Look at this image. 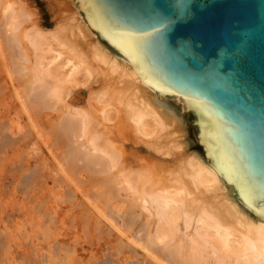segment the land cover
<instances>
[{
    "label": "bare ground",
    "instance_id": "6f19581e",
    "mask_svg": "<svg viewBox=\"0 0 264 264\" xmlns=\"http://www.w3.org/2000/svg\"><path fill=\"white\" fill-rule=\"evenodd\" d=\"M72 2L73 4H75L74 1ZM15 4H17V2H15ZM13 5L14 2L12 0H0V28L3 27L5 33H9L8 36L7 34L4 35L6 37H4V39H6L4 41H7L8 45H10L13 49H16L13 50V54L11 55V58H13L12 66L14 68L13 71L19 74L18 81H21L23 83L21 85V92L23 90L25 91V99H22L21 95H19L20 92L18 93V91H16L15 95L17 96L18 100L21 99V107L23 109L22 112H24V110L26 111L25 113L30 120L29 124L32 129L37 130V124L39 123L38 121L42 116H51L60 120L52 123L51 130L56 131L58 136L54 138L52 142L55 145H59L61 149H63V162L60 166L62 169V173L64 171L65 175L70 174L71 172L69 171V167L70 169H76L78 162H82V167H79L82 172H89L90 170L95 168L96 170H93V172L97 175L101 173L105 174V176L101 177L100 179H96L95 182L90 186L91 190L95 188L97 189V191L100 190V192L97 194V197L95 196V198L93 199L94 201H92V203L90 201L92 199L91 197H93L94 195L87 197L83 195V197H86L85 199L88 201V203H90V206L95 210L99 218H101V220L103 218L105 219V221L113 223V221L110 219V215L112 214L109 213L110 217H108L106 213L110 211L119 213L122 211L125 202L121 203L119 201L120 196L118 193L116 194L114 190V188H117L118 185H121V189L129 190L130 197L132 198L130 202H135L137 208L144 210L145 203H153L157 209V215L163 216L166 224H168L167 228L158 229L155 234L153 233L154 235H152L149 231V223L147 222L146 225H148V228L147 230L145 229L147 235L145 236L146 239L144 240L145 243L143 244L137 243L133 239H129V242L133 246L140 248L147 255V257L150 258L151 261L157 264H190L192 261H198L195 258H193L190 263L181 261L179 260V258L178 260H176L175 257H172V253H168V251L166 250H164L166 252L157 253L156 251H154V249H152V245L154 246V243L156 242L157 244H169V242L172 241L173 237L176 235L175 232L178 228V220L183 217L185 220V225H188L189 220L191 218H194L193 216L196 217L195 221L196 224H198L197 226L199 232L205 233L211 239H213V246L220 254L218 264L224 262V259L226 257H229V255H245L246 251L252 252L250 254H252L253 258L261 257L262 259H264V225L255 223L247 216L238 211L237 205L227 196L219 177L215 174L214 168L202 166L199 157L185 155L186 152L185 150H183L184 147L182 141L180 140L181 138H183V132L180 129L179 124L177 123L178 121H173V115L169 114L163 109L161 102L164 99H156L158 93H152L151 87H146L145 85L140 83L136 71L133 69V67L131 65L124 64L119 58L102 50L99 38L92 39L93 41L92 43H90L92 45V47H90L92 50H89V59L92 61L95 67L99 68L102 72L104 71V74H108L112 85L110 84L111 86H109V88L100 93L101 97L100 94L98 95V97H96L98 101H104V103L102 102L104 106L101 104L100 108L96 107V109L98 110L92 111L91 109H95L94 106L98 101H96L95 103L93 102L94 105H91L88 102V104L93 108L90 109V106H88L89 108H86V111H84L83 109V111L79 109L81 111L75 112L71 110V112H73L71 113L69 111L70 106L65 102V98L69 96V93L78 84L75 79V75L80 73L81 70L85 71V74L88 77L89 74H92L93 67L89 64L90 61L88 62V57L86 55V57H80L82 54L81 52L78 55L74 53L75 48L74 51L72 50L73 48H67V50H65L66 66H69V70L67 71V74H59L58 69L63 67L62 65L57 67L55 66V63L62 57V52H56V49L53 50L51 46H48L47 41L53 43L54 45L56 44V46L60 49L61 47H63V43L65 45L67 43H65V41L61 43V35H58L56 33L49 34L45 32H39L40 30L36 29L35 27L31 31L26 30V28L24 27V17L21 13L22 10H20V12L18 10L17 12H14ZM74 11H79L80 15L82 16L81 10ZM77 23H79L78 25L82 28L83 31V33H78L77 35L79 36L77 37L81 38L82 34H84V37L88 36L87 38H89L90 40L92 32H90L86 28V21L81 18V20L77 21ZM0 31H2V29ZM72 36L69 41H71V39L73 38ZM65 39L67 38H65L64 36L63 40ZM88 43L85 44L87 45ZM69 44L67 45L69 46ZM72 44L69 47H71ZM28 45L31 46V51H33L32 55H35V59L33 58L34 56L31 57V54L29 53L27 47ZM44 61H46V63ZM8 71L10 72L9 69ZM11 76L12 74L10 72V77ZM102 96L104 98H102ZM174 100L180 101L178 98ZM61 102L62 105H60ZM100 103L101 102H98V104ZM28 104L30 106H28ZM43 106H45V108L49 109L51 112L55 113V115H51L48 113L42 115V108L40 107ZM29 107H31L30 109L34 108L35 110L33 109V111L31 110L30 112V109H28ZM183 107L185 109L184 105ZM110 111H113V113L111 112V114ZM112 120H118L120 123L119 124L117 121L116 124L118 125L115 127V129L113 128V131H109L103 134L100 131L101 129L98 130L96 128L97 124H100L101 122H112ZM101 124L103 125V123ZM15 127L16 126L11 125L10 123L8 125V129H13ZM5 129V124L0 122V150H6L7 148L11 151L15 150L13 148L20 149L25 140V137L17 140L15 144H10L6 139H4L5 141H2V133ZM15 129L17 130L19 128L16 127ZM127 130L128 133L129 130L133 132V136L136 137H138L139 135L147 139L155 138L156 141L160 140V143H156V147L159 150H166V154L172 153L171 149L182 151L178 154L179 160L177 159V165L173 169L171 168L172 170L167 167H158L156 164H153V162L147 161L149 160V158L148 156H146L147 160H144L142 157L139 158L140 164L138 165V168L136 170L132 171L130 169H127L128 164L125 159L126 152L124 150L123 144V142L128 138V135H126L128 134ZM36 133L38 134L39 138L42 139V133H40L39 131H37ZM78 139H80V142H78ZM45 140L42 139L43 144H46L47 141H50L47 140L45 142ZM146 143L147 142H145V144ZM148 144L151 145L152 143L148 142ZM2 151L1 153L3 154ZM139 156H137V158ZM66 170H68L69 173H67ZM18 171L19 170H17V172ZM38 174L39 173L33 175L32 179H30L31 177H26L27 179H30V181L25 179V181L27 182L25 185L26 187L23 185V177H21L19 184L21 186H24L26 190L27 188L30 189L32 187L31 185H33L34 187V184L36 185L38 183V179L40 177V175ZM68 177H70V175H68ZM14 178L16 179V177ZM207 193H209V195H207ZM130 202H128V205L130 204ZM76 204L77 205L75 206L77 208L81 207L77 213L80 221L87 226L91 225L94 231H98V225H100L98 224L99 218L94 216H87V213L84 209L86 206H82L81 202ZM20 209L22 210V215L24 214L23 216H26V218L30 217V210L32 211V208H29V210L28 207H25V209L21 207ZM139 216L141 215H137L132 211L130 213H128V211H123L121 217L127 231H129V229L131 230L134 225H138ZM31 220L27 219L25 221ZM0 224L3 227V230H6L4 232L0 231V250H2V248L5 249L8 246V244H6L7 246L4 248L5 242L9 240V237L11 238L12 234L10 229L8 230V222L3 220L2 214H0ZM34 226L32 228L33 230H36L34 229ZM117 231L120 230L117 229ZM34 233L35 231L32 234L34 235ZM50 238H52V236ZM48 239H46V241ZM141 241L143 240L141 239ZM56 245L57 242L55 246ZM33 246L34 245H31L30 250L34 257H31L30 254H27L28 252H30V250L26 251V264H44V262H46L47 260L37 259L38 254L34 251ZM113 249H115L114 251L115 253L117 252L118 256L122 255L124 253L123 251H125V253H129L128 246L121 242H118L116 247H113ZM195 250L196 248L192 247L191 251L194 254L196 253ZM51 251L52 250H50V258H53L55 255L52 256V254H54L53 252L55 250L52 252ZM180 252V246L178 248H175V255H179ZM58 253H60V251H58ZM56 256L58 255L56 254ZM11 259L12 262H14V258L11 257ZM246 261H249V259L247 258ZM252 263L256 264V262Z\"/></svg>",
    "mask_w": 264,
    "mask_h": 264
},
{
    "label": "water",
    "instance_id": "95a60500",
    "mask_svg": "<svg viewBox=\"0 0 264 264\" xmlns=\"http://www.w3.org/2000/svg\"><path fill=\"white\" fill-rule=\"evenodd\" d=\"M102 50L178 98L187 156L264 225V0H71Z\"/></svg>",
    "mask_w": 264,
    "mask_h": 264
},
{
    "label": "rangeland",
    "instance_id": "374dc122",
    "mask_svg": "<svg viewBox=\"0 0 264 264\" xmlns=\"http://www.w3.org/2000/svg\"><path fill=\"white\" fill-rule=\"evenodd\" d=\"M12 1L14 2L13 5L14 12L15 11L17 12V10L20 12V10H22L21 13L22 16L24 17V25H25L24 27L26 28V30L31 31L35 27L36 29L40 30L39 32H45L49 34L56 33L58 35H61L60 36L62 38L61 43L65 41V43L67 44L69 43L75 44V45L72 44V46L74 47L72 46L69 47L71 44H69L68 46L67 44L65 45L63 43L62 46L66 49H64L61 46L60 49L56 46V44L54 45L53 43L47 41L48 46H51L53 50L56 49L55 50L56 52L57 51L62 52V57L60 58V60H57L55 63V66L59 67L62 65V67L64 68V69L63 68L58 69L59 74H63V73L67 74L68 73L67 71L69 70V66H66L65 50H67V48L68 49L73 48L72 49L73 51L75 48L74 51L75 54L79 55L81 52L82 54L80 57H86V56L88 57L87 60L88 62L90 61L89 64L93 67L92 74H89L88 77L85 74V71L81 70L80 73L75 75V79L78 82V84L69 93V96L65 98V102L70 106L69 109L70 112L71 110L75 112V111H81L82 109L86 111V108H89L88 106H90V109L93 108L91 105H94V103L98 101L96 97H98V95L101 92L109 88V86H111L112 84L108 74L107 75L106 73L104 74L103 73L104 71L102 72L99 68L95 67V65L89 59V54H90L89 52L92 50L90 48L92 47L90 43H92L93 41L92 39H94L93 36H91L90 40L89 38H87L88 36L85 35L86 37H84V34H82V37L84 38H82L81 36H80L81 38L77 37L79 36L77 35L78 33L79 34L83 33L82 28L78 25L79 23H77V21L81 20L82 16L80 15L79 11L73 10L74 8L73 2L69 0H12ZM15 2H17V4H15ZM24 14L27 16H25ZM76 24L80 27L81 30ZM0 25H1V21H0ZM1 29L2 31H0V122L4 123L6 126V129L2 133V139H3L2 141H5L4 139H6L7 141H9L10 144L11 143L15 144L17 140H20L22 137L23 138L25 137V140L21 145L20 149L13 148L15 149L13 150L14 152L9 150L8 148H7L8 150L7 149L6 150L2 149L4 151L0 150V154H1L0 155L1 157L0 158V195H1L0 214H2L3 220L8 222V230L10 229L11 234L14 238L13 239L12 236L10 235L11 238L9 237V240L5 242L4 248L7 246L6 244H8V246L5 249L2 248V250H0L1 253L0 264H12V263L26 264V257H25L27 253L26 251L30 250L31 245L35 246V247L33 246V248L34 251L38 254V255L36 254L38 256L37 259L39 260L45 259L49 261V262L47 261L44 262V264H48L50 262L52 264H157L151 261L150 258L147 257V255L140 248L133 246L129 242V239H133L137 243H141V244L145 243L144 240L146 239L145 237L147 235L146 230L148 228V225H146V223L147 222L149 223V231L152 235H154L158 229L167 228L168 224H166L165 219L163 218V216L157 215V209L155 205L151 202H147L144 204L145 205L144 210L137 208L135 202L134 203L130 202L132 198L130 197L129 190L121 189L122 188L121 185H118L117 188H114V190L115 193L116 194L118 193L120 196L119 201L121 203L125 202L124 208L119 213L113 211L106 213L108 217L111 216L110 219L113 221V223H110L109 221L107 222L103 218L102 220L101 218H99L95 210L90 206V203H88V201L85 198L87 196L94 195L93 197H91L92 199L90 202L92 203V201H94L93 199L95 198V196L97 197V194L100 192V190L97 191L96 188L91 190L90 186L92 185V183L95 182L96 179H100L101 177L105 176V174L101 173L97 175L96 173L93 172V170H96L95 168H93L89 172H85V171L82 172L79 168L82 167L81 166L82 162H78L76 168L77 170L73 168L70 169L69 167V171L71 172L70 174L65 175L64 171L62 173V169L60 166L63 162L62 160L63 149H61L59 145H55L52 142V140L58 136L56 131L51 130L52 123L60 120L51 116L49 117L42 116L40 120L38 119L39 123L37 124L38 125L37 130L32 129V127L30 126L29 124L30 120L28 119V116L25 113L26 111L24 110V112H22L23 109L21 107V99L18 100L17 96L15 95L16 91H18V93L20 92L19 95H21L22 99L23 98L25 99V91L23 90L21 92L22 89L21 85L23 83L21 81H18L19 74L13 71L14 68L12 66L13 58H11V55L13 54V50L16 49H13L10 45L7 44V41H4L6 40L4 39L5 37L4 35L7 34L8 36L9 33H5L3 27L0 28V30ZM78 29L81 32H79ZM62 36L63 37L65 36V38L67 39L69 38V39L63 40ZM71 36L73 37L72 38L73 40L71 39L72 42L69 41ZM85 38L87 39V41ZM85 43L88 44L86 45ZM27 47L29 53L31 54V57L34 56L33 58L35 59V55H32L33 51H31L32 50L31 46L28 45ZM44 62L46 63V61ZM4 65L7 67V69ZM5 69L7 72L5 71ZM8 69L12 74L11 77ZM5 72L7 74L9 72V74L7 75ZM107 81L110 83H108ZM102 98L104 97L102 96ZM88 102L91 105H89ZM98 102L101 103L98 104ZM98 102H96L94 106L95 109H91L92 111L98 110L96 109V107L100 108V105L101 104L103 105L104 103V101L101 100ZM29 104L28 106H30ZM161 104L163 106V109L169 114L173 115V117L175 115L184 116L185 109L180 101H176L174 99L162 100ZM60 105H62V102ZM30 108L31 107H29L28 109ZM40 108H42L41 110L42 115H45L46 113L55 115V113L45 108V106ZM33 109H30V112L31 110L33 111ZM111 112L113 113V111H110V113ZM117 121L112 120V122L111 121L101 122L103 123V125L101 123L97 124L96 128L98 130L101 129L100 131L103 134H105L106 132L109 131L111 132L115 129V127L118 125L116 124ZM9 123L13 126L18 127L20 130L19 129L16 130L15 129L16 127L13 129L12 128L8 129ZM177 123L179 124V122ZM180 129L183 132V129L181 127ZM37 131L42 133L41 136L42 139L44 140L46 139L45 142L47 140L50 141L49 142L47 141L46 144H43L42 139L39 138L38 134L36 133ZM129 133H131L132 135ZM129 133L128 134L125 133L126 135H128L127 136L128 138L125 137L127 139L126 141L123 142L124 150L126 152L125 159L128 164L127 169H130L132 171L136 170L138 168V165L140 164L139 158L142 157L144 160H147L146 156H148L149 158V160L147 161L153 162V164H156L158 167H164V168L167 167L170 170H172L177 165V162L179 160L178 154L182 151L177 149H171L172 153L166 154V150L164 149L159 150L156 147V143H160L159 142L160 140L156 141L155 138L147 139L139 135L138 137H136L133 136L134 134L130 130ZM79 140L80 139H78V142H80ZM143 140L147 142L146 143L147 145ZM180 140L182 141L183 144V138H181ZM148 142L152 144L149 145ZM183 147H184L183 150H185L186 152V148L184 144ZM1 151L3 152V154L1 153ZM137 156L139 157L137 158ZM17 170L19 171L17 172ZM66 172L69 173L68 170H66ZM36 173H39L38 175H40L38 179L39 184L38 183L36 185L34 184L35 188L33 187V185H31L32 187L30 189L27 188L26 190L25 185L27 182L25 181V179L30 181V179H32L33 175H36ZM68 175H70V177H68ZM14 177H16V179ZM21 177H23V181H24L23 185L25 187L19 184ZM26 177L29 178L31 177V178L27 179ZM83 195L86 197H83ZM207 195H209V193H207ZM80 202L82 206L84 205L86 206L84 209L85 212L87 213V216H91V217L94 216L99 218L98 224L100 225H98L99 227L98 231H94L91 225L87 226L86 224L80 221L77 213L81 207L77 208L75 206L77 205L76 203H80ZM128 202H130L131 205L130 204L128 205ZM21 207H23L24 209L25 207L26 208L28 207V209L32 208V211L29 209L30 217L26 218V216H23L24 214L22 215L21 213L22 210L20 209ZM123 211H128V213L132 211L137 215H141L139 216L138 225H134L131 230L129 229V231H127L126 227L124 226V222L122 221L121 215ZM109 213H111L112 215H110ZM193 217L194 218H191L189 220L188 225H185V220L183 217H181L180 220H178L177 222L178 228L176 230L177 233L175 232L176 234L174 236L175 238L173 237V240L166 245L157 244L156 242L154 243V246L152 245V249H154V251H156L157 253L168 251V253L169 252L172 253V257H175L176 260H178L179 258V260L189 263L190 261H192L193 258L198 260L196 262L192 261L190 264H207V262L208 264H218V259L220 254L213 246L214 244L213 239H211L207 234L199 232L197 226L198 224H196L195 221L196 217L195 216ZM27 219L28 220L32 219V220L25 221ZM33 226L34 229L36 230H33L32 228ZM117 229H119L120 231H117ZM0 231L2 232L6 231L3 230L1 224H0ZM34 231L35 233L33 235L32 233ZM49 236L50 237L52 236V238L53 237L54 238L52 239ZM46 239L50 241L48 240L46 241ZM141 239L143 241H141ZM56 242L57 245L55 246ZM118 242L127 245L129 248V253L128 252L125 253V251H123L124 253L118 256L117 252L115 253L114 251L115 249H113V247L114 248L116 247ZM179 246L181 247V252L179 255H175V248H178ZM192 247L196 248L195 254L191 251ZM50 250L52 251L58 250L62 254L58 253V251L56 252L54 251L53 252L54 254H52V256L53 255L55 256L53 258H50ZM246 252L245 255L241 254L242 256L229 255V257H226L224 259L225 263L222 262L221 264L223 263L246 264L247 262H248L247 264L250 263L253 264L252 262H256V264H264V259H262L261 257L253 258L252 254H250L252 252L250 251H246ZM55 253L58 256H56ZM27 254H30L31 257H34L33 254L31 253V250ZM11 257L14 258L13 259L14 262H12ZM246 257L249 259V261H246L247 260Z\"/></svg>",
    "mask_w": 264,
    "mask_h": 264
}]
</instances>
